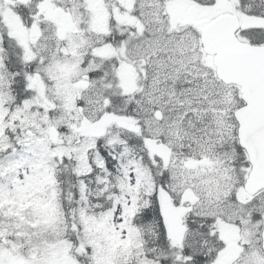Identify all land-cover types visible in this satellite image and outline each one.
<instances>
[{
  "label": "snow or ice",
  "instance_id": "6c2138e0",
  "mask_svg": "<svg viewBox=\"0 0 264 264\" xmlns=\"http://www.w3.org/2000/svg\"><path fill=\"white\" fill-rule=\"evenodd\" d=\"M0 264H264V0H0Z\"/></svg>",
  "mask_w": 264,
  "mask_h": 264
}]
</instances>
